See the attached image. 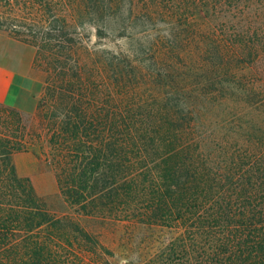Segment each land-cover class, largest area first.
Instances as JSON below:
<instances>
[{
	"label": "trees",
	"instance_id": "trees-1",
	"mask_svg": "<svg viewBox=\"0 0 264 264\" xmlns=\"http://www.w3.org/2000/svg\"><path fill=\"white\" fill-rule=\"evenodd\" d=\"M82 2L127 41L48 62L42 130L0 104V264H82L65 251L78 225L16 171L29 143L48 146L70 203L182 229L150 264H264V0ZM65 3L52 15L68 33Z\"/></svg>",
	"mask_w": 264,
	"mask_h": 264
},
{
	"label": "rangeland",
	"instance_id": "rangeland-1",
	"mask_svg": "<svg viewBox=\"0 0 264 264\" xmlns=\"http://www.w3.org/2000/svg\"><path fill=\"white\" fill-rule=\"evenodd\" d=\"M53 1L46 0V6H40V0H0V104L17 109L31 132L42 130L38 101L49 74L48 62L55 58L66 60L68 48L75 42L80 50L91 45L96 51L94 57L99 59L103 48L114 49L124 44L127 38L122 34L130 30L122 27L115 14L93 21L82 0H66L71 29L67 27L69 32L63 33L61 21L52 15ZM40 19L47 20L45 26L38 22ZM181 58L187 60L184 55ZM4 63L9 66L5 73ZM11 157L17 173L30 179L47 210L69 217L78 225L77 230L72 229L75 227L70 222L66 226L70 234L78 237L72 246L66 245L65 251L77 252L82 264H150L182 232L180 228L127 217L116 205L106 210L98 201L86 202L84 206L70 203L59 187L45 144L29 143L27 148L15 150ZM71 257L66 264L75 263Z\"/></svg>",
	"mask_w": 264,
	"mask_h": 264
},
{
	"label": "crops",
	"instance_id": "crops-1",
	"mask_svg": "<svg viewBox=\"0 0 264 264\" xmlns=\"http://www.w3.org/2000/svg\"><path fill=\"white\" fill-rule=\"evenodd\" d=\"M8 67L9 66L6 63H4V73H5V69L8 68ZM2 80H3V74L0 73V84L2 83Z\"/></svg>",
	"mask_w": 264,
	"mask_h": 264
}]
</instances>
